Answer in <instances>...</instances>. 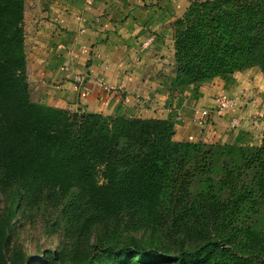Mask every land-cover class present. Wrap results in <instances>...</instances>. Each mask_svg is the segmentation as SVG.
<instances>
[{
	"label": "trees",
	"instance_id": "obj_1",
	"mask_svg": "<svg viewBox=\"0 0 264 264\" xmlns=\"http://www.w3.org/2000/svg\"><path fill=\"white\" fill-rule=\"evenodd\" d=\"M23 4L0 0V264H264V145L32 102ZM172 39L176 87L264 78V0H191ZM47 210L30 254L19 223Z\"/></svg>",
	"mask_w": 264,
	"mask_h": 264
},
{
	"label": "crops",
	"instance_id": "obj_2",
	"mask_svg": "<svg viewBox=\"0 0 264 264\" xmlns=\"http://www.w3.org/2000/svg\"><path fill=\"white\" fill-rule=\"evenodd\" d=\"M190 1L23 0L31 101L69 112L169 120L175 141L264 144V78L256 67L206 84L174 85L173 23ZM221 97L235 99L237 108L196 126L200 112ZM256 115L261 118L253 121V134L229 126L233 117Z\"/></svg>",
	"mask_w": 264,
	"mask_h": 264
},
{
	"label": "rangeland",
	"instance_id": "obj_3",
	"mask_svg": "<svg viewBox=\"0 0 264 264\" xmlns=\"http://www.w3.org/2000/svg\"><path fill=\"white\" fill-rule=\"evenodd\" d=\"M250 78H249L250 80L258 83L257 78H255L253 76H250ZM253 88L260 89L259 85H256ZM259 94L262 95V99L264 100V89L261 88L259 91ZM233 118L239 121V125L237 127H232L229 123L230 128L239 129V128L243 127V128H246L247 133L253 134V132H252L253 127L256 126V125H254L253 121H256V124H259L261 116L256 115V117H254V118H256V120L248 119L247 116L246 117H233ZM262 138H263V133H257L256 134L255 139L262 140ZM248 140H249V142L252 143V145L246 144L247 146H259V145L263 144V143H261L263 141H261L260 143H253L256 141L251 140V139H248ZM43 217L44 218H42L39 213H34V215L29 216L27 221L25 218L24 221L22 220L19 223L18 228H19L20 234H21L20 240H22L24 242L25 248H26L27 252L30 254L35 253V248H34L35 244H40V245L45 244V247H48V248H53L55 245L54 242L49 243V241H47V239L45 238V236H47L48 230H49L47 228V223H48V225L53 224V222L55 220L54 219L55 213L51 210H47V212H45L43 214ZM44 220H47L46 224H45ZM55 223H57L58 229L60 230L59 227L64 224V219L61 218L60 220L56 221Z\"/></svg>",
	"mask_w": 264,
	"mask_h": 264
},
{
	"label": "built area",
	"instance_id": "obj_4",
	"mask_svg": "<svg viewBox=\"0 0 264 264\" xmlns=\"http://www.w3.org/2000/svg\"><path fill=\"white\" fill-rule=\"evenodd\" d=\"M102 88L105 91H112V90H118L119 87L114 88L107 85H101ZM126 98H124L125 100ZM237 108V102L235 99L230 97H221L217 100L215 105L211 108V110H202L198 118L194 120V124L199 127H203L207 123V119L210 118V116L214 115L216 117H222L225 112L236 109ZM252 120H256V118L252 117ZM230 125L232 127H237L239 125V121L231 118L229 121Z\"/></svg>",
	"mask_w": 264,
	"mask_h": 264
}]
</instances>
